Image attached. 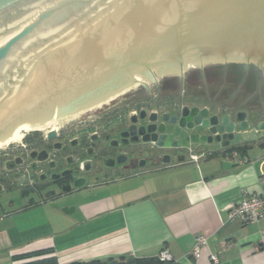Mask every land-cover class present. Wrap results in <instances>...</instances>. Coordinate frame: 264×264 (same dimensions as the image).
I'll return each mask as SVG.
<instances>
[{
  "label": "water",
  "instance_id": "obj_1",
  "mask_svg": "<svg viewBox=\"0 0 264 264\" xmlns=\"http://www.w3.org/2000/svg\"><path fill=\"white\" fill-rule=\"evenodd\" d=\"M179 78L184 106L135 134L155 165L263 136L264 0H0V150L101 128Z\"/></svg>",
  "mask_w": 264,
  "mask_h": 264
},
{
  "label": "crops",
  "instance_id": "obj_2",
  "mask_svg": "<svg viewBox=\"0 0 264 264\" xmlns=\"http://www.w3.org/2000/svg\"><path fill=\"white\" fill-rule=\"evenodd\" d=\"M262 189L264 135L196 161L160 165L144 175L97 185L80 204V223L58 227L49 239L33 243L12 242L1 232L0 252L49 249L58 264H69L157 258L166 249L174 264H212L211 254L217 264H264V220L249 225L228 221L233 205ZM197 235L206 238V245L195 260L190 252ZM7 261L12 263L10 256L0 254V264Z\"/></svg>",
  "mask_w": 264,
  "mask_h": 264
},
{
  "label": "flooded vegetation",
  "instance_id": "obj_3",
  "mask_svg": "<svg viewBox=\"0 0 264 264\" xmlns=\"http://www.w3.org/2000/svg\"><path fill=\"white\" fill-rule=\"evenodd\" d=\"M179 79L166 83L163 89L172 95L165 102L161 98L146 100L109 131L90 133L86 124L63 127L62 123L55 131H33L19 145L0 150V233L6 232L16 242L26 230L52 227L57 216L67 224L80 223V204L89 199L92 188L158 167L155 162L162 157L153 159L150 147L138 143L135 134L149 124L151 114L162 115L184 106ZM51 235L36 237V241ZM11 251L5 253L12 260L41 250Z\"/></svg>",
  "mask_w": 264,
  "mask_h": 264
},
{
  "label": "built area",
  "instance_id": "obj_4",
  "mask_svg": "<svg viewBox=\"0 0 264 264\" xmlns=\"http://www.w3.org/2000/svg\"><path fill=\"white\" fill-rule=\"evenodd\" d=\"M262 220H264V189L258 193L243 196L242 199L228 211V221L231 223L239 222L241 225H249ZM205 245L206 238L204 236H195L194 244L190 252L193 259L196 260L201 257L202 249ZM157 259L163 263H174L166 249L159 252ZM210 261L212 264L218 263L215 254L210 255Z\"/></svg>",
  "mask_w": 264,
  "mask_h": 264
},
{
  "label": "trees",
  "instance_id": "obj_5",
  "mask_svg": "<svg viewBox=\"0 0 264 264\" xmlns=\"http://www.w3.org/2000/svg\"><path fill=\"white\" fill-rule=\"evenodd\" d=\"M51 254L52 251L49 249L41 250L36 253H33L32 255H25L23 257L14 258L13 262L25 261L20 264H58L56 258L49 256ZM69 264H174V263L172 262L163 263L160 262L157 258L139 259V258H131V257L123 256L116 259H107L105 261L94 260L86 263H69Z\"/></svg>",
  "mask_w": 264,
  "mask_h": 264
},
{
  "label": "rangeland",
  "instance_id": "obj_6",
  "mask_svg": "<svg viewBox=\"0 0 264 264\" xmlns=\"http://www.w3.org/2000/svg\"><path fill=\"white\" fill-rule=\"evenodd\" d=\"M162 106H164V105H162ZM165 107V106H164ZM139 108H137V109H134L133 111H131V112H127V113H124V114H122L121 116H119L118 118H116V119H114V120H112V121H109V122H107L103 127H101V128H89V132L90 133H92V132H99V133H101V132H105V131H109V130H111V129H113V128H116L117 126H119V123H120V121H124V119L126 118V117H128L129 116V114L130 113H132V112H135V111H137ZM64 225H67V223L66 222H64V220L61 218V217H56L55 219H54V224H53V226L52 227H50V228H47V227H41L40 229H39V231L37 232V231H35V230H26L25 231V233H24V235H23V237L21 238H16L17 240H16V242H18V241H24L23 242V244L24 243H28V241H31V242H34V241H36L37 239H40V238H43L45 235H48V234H53V233H56L57 231H59V229H63L64 227ZM59 227V229H56V228H58ZM55 229H56V232H55ZM31 231V232H30ZM35 231V232H34ZM41 236V237H40ZM30 237L32 238L33 237V240H28V239H30ZM36 237H38L37 239H36ZM40 242H41V240H39ZM38 241V242H39ZM49 256H51L52 257V255H49ZM49 256H47V257H49ZM9 261H10V259H9ZM12 264H20V263H23V262H25V261H20V262H13V259H12ZM26 262H28V261H26ZM4 264H10V263H8V261L6 262V263H4Z\"/></svg>",
  "mask_w": 264,
  "mask_h": 264
}]
</instances>
